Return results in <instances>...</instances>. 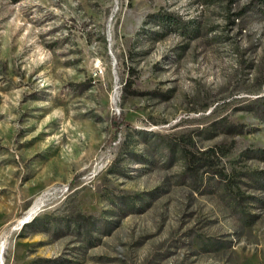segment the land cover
<instances>
[{"label":"rangeland","instance_id":"obj_1","mask_svg":"<svg viewBox=\"0 0 264 264\" xmlns=\"http://www.w3.org/2000/svg\"><path fill=\"white\" fill-rule=\"evenodd\" d=\"M260 4L0 0V264H264Z\"/></svg>","mask_w":264,"mask_h":264},{"label":"trees","instance_id":"obj_2","mask_svg":"<svg viewBox=\"0 0 264 264\" xmlns=\"http://www.w3.org/2000/svg\"><path fill=\"white\" fill-rule=\"evenodd\" d=\"M261 1H262V4H260V6H261V9L264 11V0H261ZM158 15L160 16V18H162L163 25L164 24L166 25V21L169 22V23L170 22H175L179 26L181 25V29H183L185 31V27L186 26H184V23H182L181 20L179 18H177L175 15H173L171 13H166V12L159 13ZM262 97L264 99V96H262ZM233 127H234L235 130H237L239 132L243 131V129L240 128V125L239 124H233ZM174 148H175L174 144H171L169 146V149L171 150V153L169 154V159L170 160H172L173 157H174V152H173L174 151ZM260 151H262L264 153V149H261ZM218 180L221 181L222 178H217V181Z\"/></svg>","mask_w":264,"mask_h":264},{"label":"built area","instance_id":"obj_3","mask_svg":"<svg viewBox=\"0 0 264 264\" xmlns=\"http://www.w3.org/2000/svg\"><path fill=\"white\" fill-rule=\"evenodd\" d=\"M99 70L101 71L102 69L99 67Z\"/></svg>","mask_w":264,"mask_h":264}]
</instances>
